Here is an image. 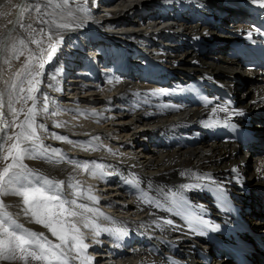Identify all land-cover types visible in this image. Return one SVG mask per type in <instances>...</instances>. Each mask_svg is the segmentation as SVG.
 <instances>
[{"label": "bare ground", "instance_id": "1", "mask_svg": "<svg viewBox=\"0 0 264 264\" xmlns=\"http://www.w3.org/2000/svg\"><path fill=\"white\" fill-rule=\"evenodd\" d=\"M158 1L162 0H118L110 5V13H103L90 11L83 0H70L74 17L61 19L59 15H51L60 10L49 6L47 0H0V92L4 93L5 100L2 110L4 116L0 117V138L6 140L9 132L19 131L15 124L24 120V113L33 104L31 100L26 103L24 100H13L16 115H19L17 119L7 107L9 93L15 97L20 87L27 92L28 72L41 71L39 79L42 83L39 85V92L35 93L36 109L40 111L44 104L43 96H47L48 111L36 117V123L44 125V128H38V134L45 148L58 149L60 155L53 156L50 162L47 157L51 153L35 150L34 158L26 156L23 163L37 174L64 181V188L60 193L64 199L75 200L76 204H86L102 213L96 215L89 212L79 216L92 226L96 224L112 229V233L104 231L107 234L104 236L103 232L96 235L95 228L91 225L89 228H81L84 241L89 244L86 254L92 260L100 252L94 247L124 238L125 235H120L116 229H124L126 234L128 228L139 232V240L131 243L125 253L109 258L110 264L119 260L123 264H166L157 256L149 254L145 244L147 240H155L167 249L179 250L178 253L183 254V257H191L192 241L174 222L167 223L170 219L158 208L155 199L163 202L165 193L170 189L198 181L203 173L212 175L216 182L230 190L236 178H243L250 187L249 196L240 195L250 208L248 216L256 223L264 224V72L239 69L237 61L226 55L228 41L222 42L224 37H231L233 33L241 31L244 27L243 17L227 13L225 20L204 23V12H212L211 8L218 7L220 0H163V7L168 11L164 19L158 15ZM81 6L86 8L85 12L77 10ZM37 7L39 12L36 11ZM175 8L181 11L180 15L175 16ZM132 12H135L134 17L122 25L120 22ZM147 16L151 25L142 26L143 32L141 29V33L133 37L123 35L122 32L118 34L131 44L129 49L133 52L130 61L116 63L109 72L113 82L112 89L118 92L108 87L95 86L91 72V75H85L81 83H66L61 80L57 60L60 54L67 51L70 43H77L78 50H82L90 43L86 32L94 31L100 35L98 27L109 22L120 23L119 29L124 30L128 25H135L132 23L135 18ZM52 20L69 23L72 27L53 29L50 23ZM142 24L143 21L140 25ZM55 32H59V36L54 35ZM49 35L52 36L51 40ZM195 37L203 38L206 43L197 51L192 45V38ZM33 39L39 40L40 44L32 43ZM57 39L61 43L52 60L45 63L44 69H38L41 54L47 56V52L43 50ZM207 42L214 47H210ZM215 42L219 44L215 45ZM121 57L117 47L109 52V59L113 62ZM214 58L218 61L215 62ZM17 74L20 75L19 81ZM191 74L220 81L232 88L238 106L252 115L250 127L253 130L259 128L262 133L259 145L248 147L246 154L233 143L210 141L202 131L193 126L196 119L207 114L206 109L184 107L175 103L170 96L173 89ZM58 79L61 80L59 87H55L53 83H57ZM13 84H16L15 89L11 87ZM24 92L20 94L27 96ZM106 93H110L107 100H95ZM146 99L152 100V103ZM161 105H167L169 110ZM89 109L98 110L92 112ZM157 109L162 111L157 112ZM57 110L59 115H51ZM58 122L63 126L56 127ZM164 122L166 123L162 125ZM5 123L13 126L6 128ZM141 125L154 127L162 137L156 145L147 146L145 151L131 152L130 146L139 137L146 135V132L140 131ZM160 130L165 131L162 134ZM53 134L65 136L71 143L56 140ZM127 151L130 152L126 153ZM246 155H251L254 159L249 175L244 164L247 162ZM84 164H88L90 170L93 164L103 165L102 172H97V182L88 186L83 182L87 171L76 167ZM3 166L0 164V168ZM80 169L83 170L81 173ZM106 172L112 180L111 185L101 182ZM76 181L80 182L82 191L79 197L70 186ZM89 193L97 197L98 203L85 198ZM3 199L13 218L22 225V229H16L18 233L31 230L44 233L54 242H59L46 228L23 213L21 197L7 196ZM124 199L129 203L127 210L117 204L126 201ZM71 207L76 211H83L75 205ZM141 228H146L147 231L143 232ZM75 255V252L69 253V257ZM0 264L22 262L0 261ZM31 264L38 262L32 261ZM70 264H80V261L70 260Z\"/></svg>", "mask_w": 264, "mask_h": 264}, {"label": "snow or ice", "instance_id": "2", "mask_svg": "<svg viewBox=\"0 0 264 264\" xmlns=\"http://www.w3.org/2000/svg\"><path fill=\"white\" fill-rule=\"evenodd\" d=\"M251 2L260 8H264V0H251ZM87 3L88 0H83L84 5ZM47 4L54 9L60 10L59 13L55 11L51 13L53 16L59 15L61 19L74 17V11L70 7V0H47ZM77 10L85 12L86 8L81 6ZM36 11L39 12L40 9L37 7ZM50 23L53 29H69L72 27L69 23H57L55 20ZM256 31L260 32V29L257 28ZM54 35L59 36V32H55ZM248 35L251 37L252 33L249 32ZM51 39L52 36L49 35V40ZM31 42L37 45L40 44V41L36 39ZM21 43L23 44L24 41H21ZM60 43L61 40L57 39L54 43H50L47 49L43 50L47 52V56L44 57L43 53L41 54L38 69H44L45 63L52 60ZM41 74L39 70L35 72L29 71L26 81L28 84L27 96L20 94L25 91L23 87H20L15 97H12L11 93H9L10 99L7 101V107L14 115H16L17 110L14 107L13 100L16 102L24 100L25 103L31 100L33 104L24 113V120L15 124L19 131L7 136L6 140L0 138V164L4 165L0 168V261H20L22 264H31L32 261L38 262V264H70V260H79L80 264H91L92 257L86 254L89 244L85 243L81 228L76 225L74 219H69V217L75 218L89 212H94L96 215H102V213L98 209L88 207L86 204H76L75 200L64 199L60 194L64 188V181H56L42 174H37L23 163L26 156L34 158L33 152L35 150L51 153V156L47 157L50 162L53 156L60 155V150L58 149L45 148L38 134V128L42 129L44 125L37 124L36 117L38 114L48 111L47 96H43L44 104L40 111L38 112L36 109L37 97L35 93L39 92V85L42 83L39 79ZM17 80H20L19 74H17ZM11 87L15 89L16 84L11 85ZM163 91L160 90V92ZM4 107V93L0 92V117L4 116L2 111ZM225 110L220 109V111ZM59 114L58 110L51 113L53 116ZM239 114L242 115L243 113ZM16 118L19 119V115H16ZM12 126V124L8 123L4 125L6 128ZM55 126L59 128L63 125L58 122ZM211 126L207 122L205 123V127ZM53 138L71 143L65 136L53 134ZM7 141H12V143L8 144ZM76 167H82L85 171L90 170L88 164L76 165ZM91 169L90 174L95 176L97 172H102L103 165L93 164ZM233 171L236 170L233 169ZM70 186L75 189L76 196L82 195L79 181ZM183 187L191 188L193 186L184 185ZM7 196L21 197L24 205L23 213L30 216L35 223L46 228L59 242H54L44 233L31 230H23L18 233L16 229H22V225L18 224L12 213L8 211V206L3 199ZM85 198L98 203L97 197L90 193ZM72 205L83 211H76L71 207ZM167 223L172 224L173 221L169 220ZM83 227L89 228L90 224L84 222ZM104 231H109V229H104ZM115 231L120 235H126L124 229H116ZM95 234L99 235V230ZM70 252H75L76 255L69 257Z\"/></svg>", "mask_w": 264, "mask_h": 264}, {"label": "rangeland", "instance_id": "3", "mask_svg": "<svg viewBox=\"0 0 264 264\" xmlns=\"http://www.w3.org/2000/svg\"><path fill=\"white\" fill-rule=\"evenodd\" d=\"M211 56V55H210ZM210 56H206L207 58H210ZM214 57V56H213ZM215 62H217L218 60L216 59V58H214L213 59ZM19 91H17V93H18ZM25 94H28L27 92H24ZM149 103H152L151 101L152 100H149V99H146ZM164 101V100H163ZM130 104V103H129ZM161 107H163V108H165L166 110H169V108L167 107V105L166 106H163V105H161ZM20 111V110H19ZM162 110L161 109H157V112H161ZM166 122H164V123H162V125H164ZM161 125V126H162ZM264 128V127H263ZM262 128V129H263ZM166 130H168V128H166ZM161 131V133L163 134V132L165 131H163V130H160ZM14 134V132L12 131V132H9V134H8V136H10V135H13ZM262 134V133H261ZM264 135V134H263ZM160 137H162V135H160ZM241 152H243V153H248V149L246 150V152L245 151H241ZM242 153V154H243ZM247 158V162L245 161V163L244 164H246V166H247V171H248V175H249V171H251L252 170V168H253V162H254V159L251 157V155H246L245 156V159ZM252 181L249 179V183H251ZM19 263H20V261H19Z\"/></svg>", "mask_w": 264, "mask_h": 264}]
</instances>
